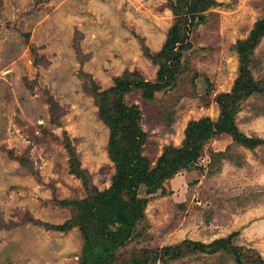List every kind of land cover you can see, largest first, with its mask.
Wrapping results in <instances>:
<instances>
[{"label":"rangeland","instance_id":"374dc122","mask_svg":"<svg viewBox=\"0 0 264 264\" xmlns=\"http://www.w3.org/2000/svg\"><path fill=\"white\" fill-rule=\"evenodd\" d=\"M192 1L0 0V264H237V254L262 264L264 144L205 139L200 158L160 187L137 188L133 225L107 226L93 204L115 173L100 105L117 102L119 79L158 81L174 23L186 38L168 84L148 96L132 82L122 94L139 113L150 167L184 144L189 123L219 117L218 94L240 77L239 41L252 43L246 67L264 86V0H213L193 19ZM234 122L264 139V92L242 98ZM218 239L213 252L194 246Z\"/></svg>","mask_w":264,"mask_h":264},{"label":"trees","instance_id":"16d2710c","mask_svg":"<svg viewBox=\"0 0 264 264\" xmlns=\"http://www.w3.org/2000/svg\"><path fill=\"white\" fill-rule=\"evenodd\" d=\"M185 3L188 0H184ZM213 0H195L188 6L187 11L192 12V19L194 15L210 5ZM199 17L201 15H198ZM184 19V17H181ZM179 21L174 23L167 31V36L163 47L160 51L161 56L168 62L167 66L162 68L159 72L160 77L156 83L133 79H119L116 84L115 94L117 102L109 107L101 104L100 112L103 119L110 128V139L108 143V154L110 159L115 163V173L111 177V185L108 189L98 192L94 198L96 210L99 212L98 218L103 220L107 226L125 225V222L130 221L132 224L136 217L139 216L143 209L142 200L136 198L135 193L140 185H145L149 190H155L160 187L162 181L166 178L172 177L180 169L193 163L202 155V142L213 135H228L232 140L241 143L247 147H255L264 144V139L258 137H248L241 132L234 122L235 109L237 103L244 97L251 95V93L264 92L262 82H257L251 76L247 69V64L250 61L249 53L252 48V43L238 42V52L241 57L242 66L241 73L235 87L231 93H221L217 96L221 114L216 120L204 118L198 121L189 123L184 144L179 147H172L165 149L154 167L149 166V161L146 159L140 149V144L145 140V132L137 123L138 111L133 107H127L123 103L122 94L128 90V83H137L139 86L146 87L149 95H153L154 91L164 88L172 78L177 61L178 53L177 46L183 42L186 36L180 33ZM264 33V22L258 24L256 39ZM98 100L103 99L104 92H96ZM101 101V100H100ZM70 150L73 152L72 148ZM71 154V164L73 171L78 174L84 182L87 181V175L78 166V160ZM128 196V197H126ZM93 214L90 211L86 213L81 212V221L77 224L82 229L84 235L87 234L88 228H85L84 223L88 221V215ZM102 222V221H101ZM133 225V224H132ZM63 227V226H61ZM60 228V227H59ZM106 230V229H105ZM102 233V232H101ZM223 239L215 240L209 244L196 242L194 246L202 251L208 248L210 252L218 250L222 247ZM89 246L86 244L84 249L87 250ZM85 251V250H84ZM106 259L102 258L94 264H109ZM145 260H143L144 262ZM83 264H90L87 259L82 261ZM142 262V263H143ZM237 264H244L241 256L236 255ZM264 264V260L260 261ZM123 264H140L137 261L126 260Z\"/></svg>","mask_w":264,"mask_h":264}]
</instances>
